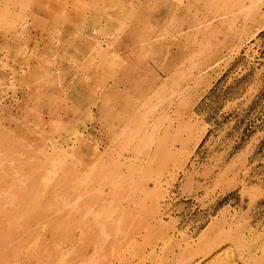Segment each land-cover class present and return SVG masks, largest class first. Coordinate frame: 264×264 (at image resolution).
Here are the masks:
<instances>
[{"label": "rangeland", "instance_id": "rangeland-1", "mask_svg": "<svg viewBox=\"0 0 264 264\" xmlns=\"http://www.w3.org/2000/svg\"><path fill=\"white\" fill-rule=\"evenodd\" d=\"M0 264H264V0H0Z\"/></svg>", "mask_w": 264, "mask_h": 264}, {"label": "bare ground", "instance_id": "bare-ground-1", "mask_svg": "<svg viewBox=\"0 0 264 264\" xmlns=\"http://www.w3.org/2000/svg\"><path fill=\"white\" fill-rule=\"evenodd\" d=\"M217 255H218V254H217ZM216 258H217V256H212L211 259H210V261L213 262V260H215Z\"/></svg>", "mask_w": 264, "mask_h": 264}]
</instances>
